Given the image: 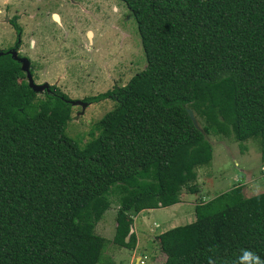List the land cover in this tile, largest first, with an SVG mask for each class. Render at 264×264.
Instances as JSON below:
<instances>
[{"label":"trees","instance_id":"obj_1","mask_svg":"<svg viewBox=\"0 0 264 264\" xmlns=\"http://www.w3.org/2000/svg\"><path fill=\"white\" fill-rule=\"evenodd\" d=\"M119 1L146 65L83 99L115 101L85 142L66 132L74 100L29 86L11 22L17 40L0 51V264H116L95 233L110 194L112 243L133 249L132 216L198 193L210 134L258 139L264 162V0ZM194 213L155 237L162 264H264V191L247 197L236 185Z\"/></svg>","mask_w":264,"mask_h":264},{"label":"rangeland","instance_id":"obj_2","mask_svg":"<svg viewBox=\"0 0 264 264\" xmlns=\"http://www.w3.org/2000/svg\"><path fill=\"white\" fill-rule=\"evenodd\" d=\"M13 21L21 29L16 54L28 60L31 77L27 82L55 86L74 100L66 132L85 142L93 124L115 107V101L106 98L84 103L83 99L125 85L146 65L131 12L119 0H0V51L15 45L18 34ZM44 91L46 88L36 92L42 98ZM208 139L213 155L209 164L197 169L198 193L183 189L180 201L184 204L179 203V207L172 205L133 216L141 246L155 244L159 250L158 243L150 240L171 227L192 222L194 205L200 201L236 185H242L247 197L264 191V162L258 139L237 141L231 135L213 134ZM110 200V207L98 221L111 226L107 237L114 235L118 208L114 192ZM113 247L112 240L107 241L104 255ZM151 250L147 247L144 253L149 257ZM122 252L118 264H130L131 250L124 248ZM137 260L136 264H144L143 259ZM146 264H150L148 259Z\"/></svg>","mask_w":264,"mask_h":264},{"label":"crops","instance_id":"obj_3","mask_svg":"<svg viewBox=\"0 0 264 264\" xmlns=\"http://www.w3.org/2000/svg\"><path fill=\"white\" fill-rule=\"evenodd\" d=\"M0 31H1V29H0ZM179 203L184 204L183 201L182 202L180 201ZM179 203L174 204L175 208L179 207V205H178ZM168 207H170V206H168ZM180 207H183V205ZM154 210L155 209H145V210L140 211L138 214H145V213L150 214ZM116 211H117V209H116ZM132 219H133V216H132ZM144 220H146V219L144 218ZM113 226H114V231H115L116 220H115V223L113 224ZM95 231L98 232V233L95 232L96 234H98L100 237L104 238L107 241L113 239L114 235H112V236L110 235L111 237H107V235H106V234H109L111 232V226H109V224H107L106 222H104L102 224H100V222H97L95 225ZM130 232H132L136 235V241H137L135 247L133 249H130L131 250L130 264H132L133 262H134V264H136V260L139 257H143L144 264H146L147 259L150 261V264H162L165 261L166 255L161 251L160 247H159V250H157V248L154 247L155 244L150 245L148 243H146V244L142 243V246H141L137 230L134 227L133 223L130 227ZM150 241H151V243L157 242L155 238L151 239ZM140 246H141V249H139ZM147 247H150L152 249L151 251L153 252L149 255V257L144 253V251L146 250ZM124 248L125 247H118L115 245V247L111 248L110 253H108L110 258H112L116 264H118V261L121 262V259H122L121 257L123 255L122 249H124ZM132 258L135 259V261H133Z\"/></svg>","mask_w":264,"mask_h":264},{"label":"water","instance_id":"obj_4","mask_svg":"<svg viewBox=\"0 0 264 264\" xmlns=\"http://www.w3.org/2000/svg\"><path fill=\"white\" fill-rule=\"evenodd\" d=\"M12 55L14 56V57H16L17 56V54H16V52H12ZM20 61H21V63H22V70L24 71V72H26V76L28 77V80L30 79V73H29V71H28V60L27 59H24V58H20ZM29 83V86L36 92L37 90H42L43 88H46V90H47V86H37V85H34L33 84V82H28ZM187 112H188V115H189V117H190V119H191V121L193 122V124L195 125V126H198V124H197V120H196V117L194 116V113H193V111L192 110H190V109H187Z\"/></svg>","mask_w":264,"mask_h":264},{"label":"built area","instance_id":"obj_5","mask_svg":"<svg viewBox=\"0 0 264 264\" xmlns=\"http://www.w3.org/2000/svg\"><path fill=\"white\" fill-rule=\"evenodd\" d=\"M142 259H143V257H139L138 260H137V262H139V261L142 260ZM143 261H144V260H142L141 262L143 263Z\"/></svg>","mask_w":264,"mask_h":264},{"label":"flooded vegetation","instance_id":"obj_6","mask_svg":"<svg viewBox=\"0 0 264 264\" xmlns=\"http://www.w3.org/2000/svg\"><path fill=\"white\" fill-rule=\"evenodd\" d=\"M56 19V18H55ZM57 20V19H56Z\"/></svg>","mask_w":264,"mask_h":264}]
</instances>
